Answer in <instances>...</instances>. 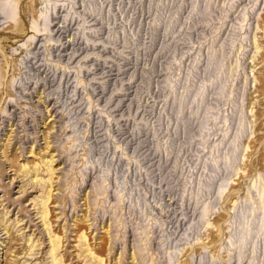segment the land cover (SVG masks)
I'll list each match as a JSON object with an SVG mask.
<instances>
[{"label":"rangeland","instance_id":"374dc122","mask_svg":"<svg viewBox=\"0 0 264 264\" xmlns=\"http://www.w3.org/2000/svg\"><path fill=\"white\" fill-rule=\"evenodd\" d=\"M3 1L0 264H264V0Z\"/></svg>","mask_w":264,"mask_h":264},{"label":"bare ground","instance_id":"6f19581e","mask_svg":"<svg viewBox=\"0 0 264 264\" xmlns=\"http://www.w3.org/2000/svg\"><path fill=\"white\" fill-rule=\"evenodd\" d=\"M8 4L7 3H5L4 1L2 2V9L0 10V12L1 13H4L5 12V10H6V7H7V9H8ZM10 7V6H9ZM7 11V10H6ZM46 28V27H45ZM45 29H43V31H44ZM46 31V30H45ZM219 87H221V86H219ZM223 87V86H222ZM221 87V88H222ZM199 88V87H198ZM202 89L203 88H199L198 89V92H196L197 94V97H199V95L201 96L202 95ZM221 93V92H220ZM196 97V98H197ZM198 99V98H197ZM37 100L38 101H41V99L40 98H37ZM208 112V111H207ZM204 115V114H203ZM209 117V116H208ZM239 136L241 137V132H239V133H237V135H236V137H235V139H234V141H233V143H232V145H233V147H232V149H230L228 152H227V155H225L226 157L224 158V163H223V165H224V167H225V169L227 168V167H229L231 164H232V162L234 161V159H235V147H234V145H235V143L238 141V139H239ZM44 139H46V137H45V135H44ZM8 140H9V138H7V140H6V142H8ZM8 145V144H7ZM4 147V146H3ZM5 150H2V154L4 155V152ZM4 157V156H3ZM6 160V159H5ZM52 161V159L50 160V161H48L47 162V168H46V170L48 171V173H51V172H53L54 170L51 168V166H50V162ZM236 161V160H235ZM215 164H217V163H215L214 161H213V163H212V167H213V170H214V165ZM233 164H234V162H233ZM217 167V166H216ZM232 168V167H231ZM216 169V168H215ZM228 169V168H227ZM215 172V171H214ZM263 175H264V170H263ZM50 176H52V174L50 175ZM15 179V178H14ZM52 179V178H51ZM262 180L264 181V176H263V178H262ZM48 183H47V188H49L48 190H47V188H45V193H46V197H45V199L43 200V202H42V204H41V219H42V222H43V227H45V230H49L48 228H49V226H50V224H49V222L47 221V214H48V199H50L51 198V191H50V182H51V180H50V177H49V179H48V181H47ZM37 183V182H36ZM48 185H49V187H48ZM224 189V187L221 185L220 187H218V193H217V196H218V198H219V196L221 195V192H222V190ZM259 202H261V211L264 213V194L261 192V193H259V200H258ZM208 210V208H205L204 210H203V212H202V214H201V219H203L204 217L203 216H205L206 214V211ZM209 212V211H208ZM239 214V213H238ZM251 214L252 213H249L248 214V217H247V215L244 217V216H236V217H239V219L242 221L241 222V225H240V231H239V233H240V235H241V233L243 232V229L245 228V226L247 225V219H249L250 218V216H251ZM253 215V214H252ZM254 216V215H253ZM206 217V216H205ZM239 221V220H238ZM240 223V222H239ZM262 227V226H261ZM239 229V228H238ZM4 231H5V228L3 229ZM259 230V229H258ZM7 233V231L5 232V234ZM48 237H49V243L51 244L50 245V255H51V257H52V260H53V262H54V264H58L59 262H60V260H57L56 259V257H55V253L57 252V249H59L60 247H59V238H52L53 236H51L50 234H48ZM79 238L81 239V240H85V235L82 233L80 236H79ZM244 239V238H243ZM242 238H240V239H238L237 241H236V244H235V247L237 248V251H238V253H240L241 251H242V248H243V246L245 245V240H243ZM7 245H9V241H8V243H7ZM39 245V244H38ZM5 247V246H4ZM33 247H35V246H32L31 245V247H29V250H28V252H26V253H24V254H28L29 252H31V248H33ZM10 246H8L7 248L5 247V251H4V256L6 255V253H8L9 251H10ZM91 250V249H90ZM89 249L88 250H86L87 251V253L89 254V255H91L90 253H91V251H90ZM29 255V254H28ZM92 258H95L96 259V262L98 263V264H102L101 263V259H99V258H97V257H93L92 256ZM5 259V258H4ZM95 261V260H94ZM95 262V263H96Z\"/></svg>","mask_w":264,"mask_h":264}]
</instances>
